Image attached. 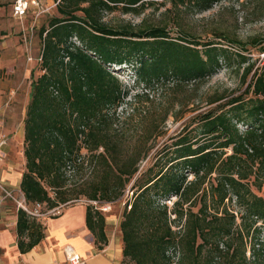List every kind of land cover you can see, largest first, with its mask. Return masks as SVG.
<instances>
[{
  "label": "trees",
  "instance_id": "1",
  "mask_svg": "<svg viewBox=\"0 0 264 264\" xmlns=\"http://www.w3.org/2000/svg\"><path fill=\"white\" fill-rule=\"evenodd\" d=\"M189 1L202 11L218 0ZM142 2L59 0V15L40 28L44 72L30 84L20 190L28 204L50 209L82 198L112 202L133 181L119 222L121 264H172L174 256L177 264H264L262 227L256 225L264 226V196L251 189L264 177V65L248 84L251 97H235L228 108L199 116L205 137L182 133L140 168L170 112L155 115L151 89L202 82L233 54L217 40L171 39L164 27L116 29L101 20L103 11L120 5L137 12ZM236 56L240 64L247 59ZM112 65L126 66L131 85ZM253 66L245 67L244 79ZM234 121L243 122V131ZM129 124L141 133L132 144L124 139ZM34 218L17 210L20 252L43 237ZM85 222L101 249L107 222L97 205H86Z\"/></svg>",
  "mask_w": 264,
  "mask_h": 264
},
{
  "label": "rangeland",
  "instance_id": "2",
  "mask_svg": "<svg viewBox=\"0 0 264 264\" xmlns=\"http://www.w3.org/2000/svg\"><path fill=\"white\" fill-rule=\"evenodd\" d=\"M13 1L0 0V135L4 134L7 138L13 136L16 148H21L30 84L32 79L44 72L41 61L37 59L43 48L39 30L42 26H47L53 16L59 14L54 6L37 18L34 15L35 10L30 9L25 17L19 19L12 15ZM40 1L50 3L51 0ZM142 1V4L137 6L139 8L137 12H125L118 5L112 11H103L101 20L116 29L126 26L134 30L164 27L171 39H191L199 42L217 40L233 54L229 62L223 63L214 74L202 82H189L182 86H172V83H169L163 89L159 86L151 89L150 94L155 99V115L162 114L166 108H169L170 112L159 129L160 134L148 142V145L152 143V148L141 161L140 168L147 167L152 161V155L154 156L163 144L171 143L174 137L182 133H190L193 139L205 137L202 134L199 116L210 110L218 112L223 105V109L228 108L227 103L235 97L241 96L244 100L251 97L252 93L247 92L248 84L254 76L255 69L264 65V50L261 49L264 44V0H218L210 8L202 11L189 0ZM226 39L233 42H227ZM71 41L79 44L76 37H73ZM27 48L30 49L29 54L32 60L27 58ZM239 54L247 58L241 64L239 57L236 56ZM248 63H254V66L244 79L243 73ZM120 67L121 70H117L119 66L112 65L114 73L125 84L131 85L130 73L126 66ZM11 91L14 94L10 97ZM216 96L221 99L208 103ZM124 109L126 108L123 107L120 110L123 112ZM234 122L238 130L243 131L245 128L243 122ZM126 129L124 135L126 143L132 144L136 139L141 138V133L136 126L129 124ZM225 151L230 153V147ZM6 158L5 156L4 159ZM13 158L18 162L17 152ZM88 174L87 169L80 173L83 177H87ZM191 178V175L187 176V179ZM259 181L261 185L258 188L251 186V189L257 195L264 196V177H261ZM132 182L126 186L124 195L112 202L99 205L82 198L68 203L97 205L106 217V231L109 234L120 235L119 222L126 202L132 199L130 188ZM174 200L175 197H170L165 202L170 207ZM11 202L8 201L5 206H0V231L3 227H7L5 223L9 224L10 221L9 218H4V211L16 207ZM106 203H110V209L104 211L102 207ZM29 207L31 208L32 205L29 204ZM229 207L232 211L237 210L233 202ZM47 211L46 205L43 204L40 212L53 216ZM236 221L239 222V218ZM256 225L262 227L258 241L263 244L261 254L264 256V226L260 223ZM248 242L249 240L247 245ZM171 251L175 250L171 249ZM246 254L250 257L248 251ZM172 264H177V256H174Z\"/></svg>",
  "mask_w": 264,
  "mask_h": 264
},
{
  "label": "crops",
  "instance_id": "3",
  "mask_svg": "<svg viewBox=\"0 0 264 264\" xmlns=\"http://www.w3.org/2000/svg\"><path fill=\"white\" fill-rule=\"evenodd\" d=\"M12 137L7 138V143L2 146L4 157L0 161V180L6 187L20 189L25 160L23 147L16 148ZM15 152L18 162L13 158ZM8 201L11 200H3L2 207ZM30 204L33 206L34 203ZM55 207H59V213L53 216L46 214L35 216V222L40 225L43 237L26 252H20L17 244L16 221L19 208L16 206L4 211V218H9L10 221L9 224L5 223L9 227L5 226L0 231V264H67L63 252L66 244L72 245L85 259L86 264H121L123 256L120 235L109 234L106 231L107 242L99 249L95 237L86 226L85 204L76 202ZM22 237L25 238L27 235L24 234Z\"/></svg>",
  "mask_w": 264,
  "mask_h": 264
},
{
  "label": "built area",
  "instance_id": "4",
  "mask_svg": "<svg viewBox=\"0 0 264 264\" xmlns=\"http://www.w3.org/2000/svg\"><path fill=\"white\" fill-rule=\"evenodd\" d=\"M59 0H51L50 3L45 2L41 3L40 0H14L12 3V15L22 19L25 17L27 12L30 8H33L35 18H37L40 14L48 12L52 7L56 6ZM33 25L31 26L32 29ZM27 50V58L28 60H32V56L29 54L30 49ZM39 61L41 60V54L37 58ZM14 94L13 91H11L10 97ZM7 143V137L4 134L0 135V161H2L4 157V153L2 151V146ZM10 199L13 201L16 206L25 212H27L29 215L32 216H41L44 215L40 212L41 207L43 206V203L35 202L33 206L30 208L28 203L25 200V197L20 189L16 188H9L6 187L2 181L0 180V206L2 205L3 200ZM232 202L234 200L232 199ZM59 207H53L51 209H48L47 213H52L53 215L59 213ZM110 209V203H106L103 205L102 210L106 211ZM234 214H237L236 211H233ZM63 252L65 255V260L67 264H86V261L83 257L80 256V254L74 249V247L70 244H66L63 247Z\"/></svg>",
  "mask_w": 264,
  "mask_h": 264
}]
</instances>
